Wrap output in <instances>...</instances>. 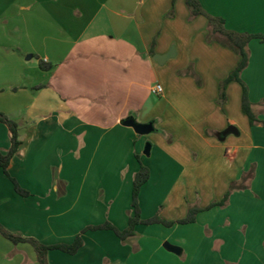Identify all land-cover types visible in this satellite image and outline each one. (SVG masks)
I'll return each instance as SVG.
<instances>
[{"label": "crops", "instance_id": "obj_1", "mask_svg": "<svg viewBox=\"0 0 264 264\" xmlns=\"http://www.w3.org/2000/svg\"><path fill=\"white\" fill-rule=\"evenodd\" d=\"M198 1L229 31L264 34V0ZM127 2L0 0V114L19 123L22 141L9 172L30 193L19 195L0 167V224L45 245L71 244L89 226L125 230L139 157L150 171L142 218L177 222L199 208L196 222L139 225L128 244L110 230L88 231L77 254L50 251L48 264H143L145 256L144 264H181L198 237L220 242L219 256L244 252V264H264V126L244 114L240 83L228 84L223 105L219 99L240 56L208 41V18H191L187 0ZM248 50L241 79L264 121V43L251 40ZM168 55L163 64L154 59ZM157 84L162 95L152 92ZM129 119L155 130L138 135L123 124ZM230 126L236 133L225 135ZM10 147L0 123V152ZM233 184L244 188L225 208L204 210ZM0 264L39 262L30 244L0 233Z\"/></svg>", "mask_w": 264, "mask_h": 264}, {"label": "trees", "instance_id": "obj_2", "mask_svg": "<svg viewBox=\"0 0 264 264\" xmlns=\"http://www.w3.org/2000/svg\"><path fill=\"white\" fill-rule=\"evenodd\" d=\"M187 6L189 8L191 18H196L198 16H206L209 21V34H208V41L213 42L216 41L220 43L222 46L227 47L238 53L240 56V61L236 69L228 76L226 80H224L220 84V103L226 101V88L229 83L231 82H238L243 87V97H242V110L244 114H246L249 118L250 124L255 126L257 124H261L264 126V121L258 120L256 114L253 111V104L251 103L248 97V87L242 81L241 74L246 69L249 63V50L248 44L251 40L257 39L260 42L264 43V34H250V33H237L233 31H229L225 24V20L221 17H213L206 13L204 8L202 7L200 1L198 0H187ZM40 67L44 71H48L51 69V65L46 64L45 62H40ZM45 86L42 85L39 88H44ZM0 123L5 124L10 130V138H11V147L6 154L0 152V167L2 168L6 177H8L14 185L15 191L23 196L27 197L30 193L23 189L19 182L10 175L9 167L12 162V159L15 157L16 153L18 152L22 141L20 139V125L19 123L7 117L4 114H0ZM140 162V169L136 173L134 177L133 183V192H132V208L134 211L133 216L130 218L129 226L125 230H120L116 226L112 225L111 223H105L103 225L97 226H89L86 227L82 232L76 237L73 243L71 244H55V245H45L40 241L34 238H28L23 236L22 234H15L8 231L2 224H0V233L6 239L11 241L13 244L18 245L20 243H27L30 244L36 251L38 256L39 264H48L47 257L50 251L59 250L66 254L75 255L77 254L80 249L84 246V238L83 234L88 231H96V230H110L113 231L118 238L123 243H126L128 240L134 238L136 236V228L139 225H156L161 224L165 227H172L175 224H189L193 223L196 220V216L202 209L199 208H192L190 209L188 216L185 219L179 220L177 222L167 221L159 215H156L149 219H143L140 209V193L142 187L149 181L150 179V171L149 169L142 164L139 157H137ZM246 177L244 176V181ZM244 188L241 184H233L230 187V191L225 195L222 201L212 203L209 208L216 207V206H225L230 198V195L233 191Z\"/></svg>", "mask_w": 264, "mask_h": 264}, {"label": "rangeland", "instance_id": "obj_3", "mask_svg": "<svg viewBox=\"0 0 264 264\" xmlns=\"http://www.w3.org/2000/svg\"><path fill=\"white\" fill-rule=\"evenodd\" d=\"M131 2H132V0H130V2L126 3V5H125L126 9L129 7V4H131ZM114 4H115L114 5L115 8H118V9L123 8L122 5H119L120 3H114ZM183 5H184V9L187 10L186 4H183ZM131 10H132V8H131ZM190 22H191V19H190ZM35 60H37V58H35ZM229 191H230V189L228 190V192ZM227 205H228V203L223 207H221V206H216V207L225 208ZM216 207H212L209 209L207 207L204 210H211V209L216 208ZM206 221H208V220H206ZM206 224L207 223L202 222V224L199 225V227H200L199 229L201 230V233L203 231L206 238L210 239V237H212V233H211L212 231L210 230L209 225H206ZM201 226H204L203 229ZM196 230H198V229L196 228ZM203 240H204L203 238L198 237V239L195 238L192 241H188V243L186 244V247H185L187 253H184L182 256H180L181 264H240V263L244 264V262H245L244 261L245 259L243 258L244 252L235 253V255L232 257V259L230 257H226L225 255L219 256L218 253H219L220 242H216V244L214 243V245L210 246L209 242L203 241ZM128 243H130V242L127 241L124 244H128ZM167 243H169V242H167ZM214 253H217V255H215ZM188 255H189V257H188ZM140 260H143L145 263L146 261L147 262L150 261V258L148 256L147 257L145 256V257L140 258ZM154 260H159V258L153 259L152 260L153 263H154Z\"/></svg>", "mask_w": 264, "mask_h": 264}, {"label": "water", "instance_id": "obj_4", "mask_svg": "<svg viewBox=\"0 0 264 264\" xmlns=\"http://www.w3.org/2000/svg\"><path fill=\"white\" fill-rule=\"evenodd\" d=\"M170 57V55H168V56H166V57H154V59L156 60V61H158L160 64H163L164 63V61L166 60V59H168ZM32 58V56L30 55V56H28V59H31ZM123 124L125 125V126H128V127H132L134 130H135V132L138 134V135H141V136H145V135H149V134H151V133H153L154 132V130H155V128H154V124L153 123H145V124H143V123H138V122H136V121H134V120H132V119H129V120H125L124 122H123ZM236 133V129H235V127H233V126H230L226 131H225V135H227V134H229V133ZM150 152H151V144L149 143V144H147L146 145V148H145V151H144V155H146V156H149L150 155ZM164 248L166 249V250H168V251H170V252H174V253H180V248H178V247H176V246H173V245H171V244H169V243H165L164 244Z\"/></svg>", "mask_w": 264, "mask_h": 264}, {"label": "built area", "instance_id": "obj_5", "mask_svg": "<svg viewBox=\"0 0 264 264\" xmlns=\"http://www.w3.org/2000/svg\"><path fill=\"white\" fill-rule=\"evenodd\" d=\"M152 92L156 95H162L163 93V88L160 84H157L155 85L153 88H152Z\"/></svg>", "mask_w": 264, "mask_h": 264}]
</instances>
